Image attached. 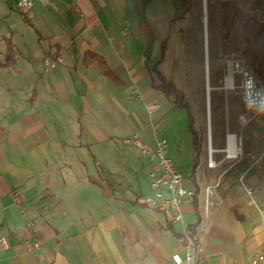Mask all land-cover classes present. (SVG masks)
<instances>
[{"label": "crops", "instance_id": "obj_1", "mask_svg": "<svg viewBox=\"0 0 264 264\" xmlns=\"http://www.w3.org/2000/svg\"><path fill=\"white\" fill-rule=\"evenodd\" d=\"M72 1H36L30 19L18 10L16 0H0V231L12 237L7 238L10 247L0 250V264H100L106 252L111 264H145L131 261L134 245L127 244L131 239L124 238L126 230L153 243V264H177L173 255H186L185 248L181 250L184 238L169 229L164 213L133 203L149 195L138 192V178L149 166L134 159L132 153L140 149L125 147L122 139L139 135L154 147L159 138H166V131L188 123L187 111L153 87L151 75L165 45L158 68L188 99V89L174 72L181 66L180 51L186 49L177 40L197 3L156 0L157 10L147 15L153 0H79L82 10L77 14ZM200 9L208 27L203 0ZM123 20L130 24L126 35L121 34ZM155 45L161 51L158 57L151 54ZM174 51H179L176 58ZM58 52H63V60L48 64ZM88 52L104 56L117 80L100 63L88 62ZM239 83L236 76L235 88L221 87L228 91L225 133L219 114L214 113V143L208 105L207 162L211 149L217 165L201 167L200 154L195 171L190 169L192 164L183 171L194 177L191 185L196 195L183 208V216L186 210L192 213L184 221L186 227L183 222L172 227L185 234L194 225V239L207 255L195 264H245L263 249L264 234L239 179L244 175L264 193V160L251 168L248 155L264 144V113L253 112L252 120L242 123L245 105ZM197 96L200 118L192 106L191 110L202 140L205 113L202 96ZM156 102L162 106L150 111L148 106ZM228 132L242 137V156L226 157ZM122 163L135 173L130 186L121 182ZM208 185L214 186L209 206L205 204ZM15 190L23 194L19 207L12 203ZM30 239L45 242L40 250L29 251ZM91 239L99 242L98 252L92 244L82 245ZM118 248L120 257L113 253Z\"/></svg>", "mask_w": 264, "mask_h": 264}, {"label": "rangeland", "instance_id": "obj_2", "mask_svg": "<svg viewBox=\"0 0 264 264\" xmlns=\"http://www.w3.org/2000/svg\"><path fill=\"white\" fill-rule=\"evenodd\" d=\"M195 3H197V6L195 8V13L192 16L191 19H189L188 24L186 25L183 33L180 35V39L177 41L181 43V45H185V50L180 51V55L178 54L179 51H174V58L178 56L177 58H181V66L175 67L174 75L177 78L178 82L185 88L188 89V99L191 103L192 109L197 115L198 118H200V109L197 106V103L194 101V97L198 94L201 95L202 99L200 101L201 108L204 110L205 118L202 123V161H201V167L204 166L206 163L209 166L208 159V150L210 145V137L211 134L209 133V119H208V112H207V68H206V60L209 59L211 61V68H210V78L209 83L211 84L212 90H211V114H212V140L213 143L215 141V138L217 134L215 133L214 129V113L219 114V121L221 124H223L224 131L222 132V135L225 133V107H227L226 104V98L228 95V91L223 87V75L225 74V68H226V59L227 55L232 50H237L239 52H243V50L246 48L247 43L245 40L246 32H245V19L249 15H254L257 17V19L264 20V0H243L244 5L239 10L240 17L236 21V26L233 28V35L231 40L225 44L223 40V34L224 30L222 28V14H223V7L222 2L225 0H211L209 4H206L207 9V15H208V28H209V34H210V50L209 54L205 50V23L203 20V10L200 9V3L201 0H194ZM14 2V1H13ZM156 0H153V3L150 4L147 8V15H151L152 11L157 10ZM154 4V5H153ZM167 12L165 11V14ZM32 18V17H28ZM121 26V34L126 35L128 31L130 30L129 21L123 20L120 22ZM160 46V45H159ZM157 46L155 45L154 48L151 50V54L153 57H158L161 54V51L156 49ZM159 54V55H158ZM55 62V61H54ZM53 62V63H54ZM251 62V61H250ZM51 63L50 65H52ZM59 63V62H55ZM254 69V68H253ZM264 69V68H263ZM256 73V72H255ZM257 74V73H256ZM258 80L264 87V73L262 76H259L257 74ZM196 79V80H195ZM161 93V92H158ZM197 96V97H198ZM232 97V96H231ZM232 103V102H231ZM215 111V112H214ZM186 112V111H185ZM187 113V112H186ZM165 139L168 142V154L172 159L176 162L180 170L187 171L189 166L193 163L195 158V147L193 144V134L190 132L188 123L187 124H181L177 128H175V131H166L165 132ZM236 134V133H234ZM237 136H239L237 134ZM128 137V136H127ZM164 137V136H161ZM241 137V136H239ZM242 138V137H241ZM124 139V138H123ZM122 139V142H123ZM161 139V138H159ZM145 141V140H144ZM228 142V140H226ZM226 142V146H227ZM124 143V142H123ZM125 144V143H124ZM180 144V145H179ZM203 144L204 145V151H203ZM125 147L127 144L124 145ZM133 145L129 146L133 149ZM225 146V148H226ZM244 146V143H243ZM137 147V146H135ZM139 148V147H137ZM225 148L223 149L225 151ZM136 149V148H135ZM245 152V150H244ZM141 152L137 150L134 151L133 157L134 159H138L139 163L145 162L147 164V169L144 171L142 175L138 178V182L140 184V190L138 192L140 193H148L149 195L155 193V188L152 184V179L150 177V173L152 172L154 164H152L148 158H144ZM226 153V151H225ZM242 156V155H240ZM240 156H231V157H240ZM226 157L227 153H226ZM201 158V155H200ZM216 162V161H215ZM127 164L122 163V175H121V182L123 180L124 186H130L132 180L135 179V173L129 172V167L125 169ZM217 165V164H216ZM215 165V166H216ZM214 166V167H215ZM201 169V168H200ZM206 173V172H205ZM214 189V186H206V192H207V198L205 200V204L207 206L211 205L212 199L211 194L209 193L210 190ZM125 190H129V187ZM92 201H96V198L92 197ZM16 207V205H14ZM202 210L205 211V207L202 205ZM154 212H159L158 210H154ZM161 213V212H160ZM196 213H194L193 216L196 218ZM191 212L189 210L184 211L183 216V223L184 221H188L191 217ZM165 216V215H164ZM166 217V216H165ZM193 219V217H192ZM104 224V223H103ZM103 224L100 225V229L104 230L105 227ZM186 227V223H184ZM177 229H182V225L177 224ZM93 230L99 231L98 227H93ZM128 230L124 233V238H130L127 242L128 245H134L133 249L134 252L132 253V262H142L145 264H153L156 262L155 253H153V243L148 242L145 240V238L139 236L135 232L133 235L128 234ZM63 234V233H62ZM65 234V233H64ZM7 237L8 239H12V237L5 231H0V238L1 237ZM92 238V235L90 236ZM9 240V241H10ZM91 243L85 242L82 244L85 247H89V244H92L95 246V251H99V242H93L91 239ZM40 243L43 244L45 242L44 240H39ZM101 248H103V242L100 244ZM173 246V244H171ZM174 248V247H173ZM187 250L186 246L182 247L181 250ZM184 251V252H185ZM86 253L88 251H85ZM118 257H120V253H122L121 249L113 250V253H116ZM113 253H110L113 255ZM101 254L103 255V250H101ZM206 254V253H205ZM107 252L105 258H102L100 260V264H111L110 262L106 261ZM207 257V255H206ZM206 259V258H205ZM204 259V260H205ZM109 261V260H108ZM199 261H202L200 259ZM128 264H130L128 262Z\"/></svg>", "mask_w": 264, "mask_h": 264}, {"label": "built area", "instance_id": "obj_3", "mask_svg": "<svg viewBox=\"0 0 264 264\" xmlns=\"http://www.w3.org/2000/svg\"><path fill=\"white\" fill-rule=\"evenodd\" d=\"M36 1L49 3L51 0H16L18 10L27 17H33L34 5ZM72 5L75 13H81V3L79 0H73ZM63 60V52H61L55 62ZM48 60V64L53 63ZM55 62L53 63L55 65ZM240 77V83L237 87L240 88L242 100L245 105V112L241 114L242 123H249L253 116V112L264 113V87L258 80L250 60L237 50H232L228 53L226 59L224 86L235 88V78ZM162 106L161 102H156L148 106L150 111L156 110ZM227 146L225 151L228 157L240 156L244 154L243 140L234 133H227ZM264 140V136H263ZM127 145L139 147L141 153L146 158H149L154 164L150 177L155 188L154 195L144 197V201L154 210H158L166 215L167 219L176 224L183 222V208L193 200L196 195V189L191 185L194 177L186 176L180 170L176 162L169 156L168 142L165 138L158 139L154 147L148 145L139 135L128 136L123 139ZM212 150L210 149L211 157L209 166L214 167L216 162L212 159ZM250 166L262 165L264 160V144L257 150L249 152ZM243 185L246 195L253 204L254 218L260 224L264 234V193L254 184L246 181L242 175L239 179ZM212 190L209 191L211 193ZM23 202V194L15 190L12 194V203L20 206ZM31 225V224H30ZM184 244L186 246V255L182 257L176 253L173 259L177 264H195L196 260H204L205 252L198 246L197 242L190 235L185 233ZM29 251H38L42 248V244L34 239H30L26 243ZM10 242L7 237L0 238V250L8 249ZM245 264H264V243L261 252L256 253L249 258Z\"/></svg>", "mask_w": 264, "mask_h": 264}, {"label": "trees", "instance_id": "obj_4", "mask_svg": "<svg viewBox=\"0 0 264 264\" xmlns=\"http://www.w3.org/2000/svg\"><path fill=\"white\" fill-rule=\"evenodd\" d=\"M243 5V0H225L222 2V7L224 11L222 14L221 24L224 30L223 40L225 44H227L232 38L233 28L237 19L240 17L239 10L242 8ZM244 28L246 32L245 40L247 46L243 50L242 54L245 55L251 61L254 71L259 76H262L264 73V20L257 19V17L254 15H249L245 19ZM165 52L166 48L165 45H163L162 57L157 63V65L152 68L151 84L153 87L162 90L165 95L173 101V103H175L180 108H184L188 113V126L189 130L194 136L193 144L195 147V158L192 165L190 166V169L194 172L200 161L202 140L200 139L199 133L195 128V117L192 113L191 105L187 99L186 92L182 88H180L172 79H168L164 75V73L158 68V64L161 63L165 58ZM59 54L60 52L53 56V59L56 60ZM86 60L88 62L100 63L103 71L108 76L117 80L116 75L114 74L107 59L104 56L99 55L95 52H88V58ZM143 199L144 197H138L135 201H133V203L136 205L141 204L154 210ZM172 224V222L168 224L169 229L174 233V235L182 237L185 240L186 234H178L172 227ZM193 228L194 225L191 224L188 226L187 230V234L190 235L192 238H194ZM198 261L199 260H196V262Z\"/></svg>", "mask_w": 264, "mask_h": 264}, {"label": "bare ground", "instance_id": "obj_5", "mask_svg": "<svg viewBox=\"0 0 264 264\" xmlns=\"http://www.w3.org/2000/svg\"><path fill=\"white\" fill-rule=\"evenodd\" d=\"M206 2L207 0H203V4H204V7L206 5ZM204 22H205V38H206V41H205V50H207L208 54H209V50H210V34H209V31H208V27H207V16L204 15ZM206 68H207V111L209 113V104L211 103V98H210V94H211V84L209 83V78H210V68H211V61H210V56H209V59H208V66L206 65Z\"/></svg>", "mask_w": 264, "mask_h": 264}, {"label": "water", "instance_id": "obj_6", "mask_svg": "<svg viewBox=\"0 0 264 264\" xmlns=\"http://www.w3.org/2000/svg\"><path fill=\"white\" fill-rule=\"evenodd\" d=\"M207 51V50H206ZM206 65L208 66V58H207V61H206Z\"/></svg>", "mask_w": 264, "mask_h": 264}]
</instances>
